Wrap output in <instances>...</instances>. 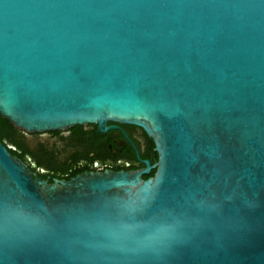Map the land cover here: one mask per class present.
I'll use <instances>...</instances> for the list:
<instances>
[{
  "label": "water",
  "instance_id": "1",
  "mask_svg": "<svg viewBox=\"0 0 264 264\" xmlns=\"http://www.w3.org/2000/svg\"><path fill=\"white\" fill-rule=\"evenodd\" d=\"M0 116L157 154L48 183L0 141V264H264V0H0Z\"/></svg>",
  "mask_w": 264,
  "mask_h": 264
},
{
  "label": "flooded vegetation",
  "instance_id": "2",
  "mask_svg": "<svg viewBox=\"0 0 264 264\" xmlns=\"http://www.w3.org/2000/svg\"><path fill=\"white\" fill-rule=\"evenodd\" d=\"M106 126L112 128L104 133H99L94 125L74 126L63 132L42 134H25L18 130L14 133V140L25 150L22 162L45 181L64 180L65 175L50 174L36 164L35 159L44 148L58 160L73 161L75 169L79 171L77 175L84 172L139 171L145 168L144 161L150 166L156 163L153 141L141 128L113 122H108ZM3 144L21 154L7 140H3ZM154 172V169H150L146 179L152 177Z\"/></svg>",
  "mask_w": 264,
  "mask_h": 264
},
{
  "label": "trees",
  "instance_id": "3",
  "mask_svg": "<svg viewBox=\"0 0 264 264\" xmlns=\"http://www.w3.org/2000/svg\"><path fill=\"white\" fill-rule=\"evenodd\" d=\"M77 127L80 128L79 126ZM15 132H18V130H16L7 119L0 116V141L3 143V140H7L9 143L15 145L16 148L21 151V154H18L9 148L8 150L13 156H16L21 161H23V156L26 153L24 154L25 150H23L22 147H20L19 144L15 142ZM32 156L35 158L34 155ZM35 161L39 167L44 168L50 174L65 175L64 180H69L70 178L76 176L79 172L77 169H75L73 161H68V159L58 160L52 152H48L45 148L40 150V153L38 154V157H36ZM146 177V175L142 176L143 179H146ZM52 181L53 180H48V183H51Z\"/></svg>",
  "mask_w": 264,
  "mask_h": 264
}]
</instances>
